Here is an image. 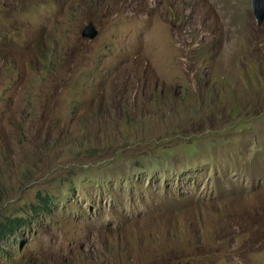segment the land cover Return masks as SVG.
Masks as SVG:
<instances>
[{"label": "rangeland", "instance_id": "rangeland-1", "mask_svg": "<svg viewBox=\"0 0 264 264\" xmlns=\"http://www.w3.org/2000/svg\"><path fill=\"white\" fill-rule=\"evenodd\" d=\"M4 153L0 218L32 226L0 264H264V23L251 0H0Z\"/></svg>", "mask_w": 264, "mask_h": 264}, {"label": "trees", "instance_id": "trees-1", "mask_svg": "<svg viewBox=\"0 0 264 264\" xmlns=\"http://www.w3.org/2000/svg\"><path fill=\"white\" fill-rule=\"evenodd\" d=\"M11 164V158L8 153H4L0 156V171L3 168H8ZM3 193L0 188V204L2 202ZM50 205L49 198H40L39 208L43 211L49 209ZM36 209V208H35ZM32 226V221L27 217H5L0 218V250L2 249V244L5 240H9L19 234L20 229H30Z\"/></svg>", "mask_w": 264, "mask_h": 264}, {"label": "water", "instance_id": "water-1", "mask_svg": "<svg viewBox=\"0 0 264 264\" xmlns=\"http://www.w3.org/2000/svg\"><path fill=\"white\" fill-rule=\"evenodd\" d=\"M251 8L253 16L258 24V26L264 23V0H251ZM98 36V31L93 23H89L81 31V37L85 40L92 41Z\"/></svg>", "mask_w": 264, "mask_h": 264}]
</instances>
